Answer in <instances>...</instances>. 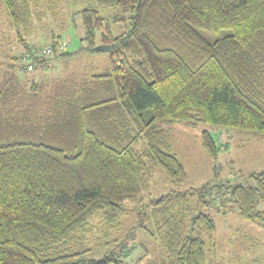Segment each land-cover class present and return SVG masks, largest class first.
Instances as JSON below:
<instances>
[{
  "label": "trees",
  "instance_id": "obj_1",
  "mask_svg": "<svg viewBox=\"0 0 264 264\" xmlns=\"http://www.w3.org/2000/svg\"><path fill=\"white\" fill-rule=\"evenodd\" d=\"M79 1L58 4L66 21L50 20L61 32L49 54L25 44L28 58L0 72V264H131L135 244L96 259L85 234L96 219L118 229L127 207L143 206L138 228L163 247L162 264H216L208 210L232 206L264 230V171L238 173L242 181L218 185L212 200L210 183L146 203L143 195L156 168L172 185L188 179L164 125L264 134V0ZM31 2L0 0L19 39L35 29ZM78 15L88 49L96 38L111 47L107 66L28 80L35 68L47 73L51 57L75 54L59 40ZM222 30L213 41L202 34ZM201 146L216 162L207 131Z\"/></svg>",
  "mask_w": 264,
  "mask_h": 264
},
{
  "label": "rangeland",
  "instance_id": "obj_2",
  "mask_svg": "<svg viewBox=\"0 0 264 264\" xmlns=\"http://www.w3.org/2000/svg\"><path fill=\"white\" fill-rule=\"evenodd\" d=\"M71 2L73 0H34L31 2L30 12L35 29L29 34L24 33L21 39L7 22L6 13L0 9V72L7 70L16 56L19 60L22 56L27 55L25 44L31 46L36 53L37 50L40 51L53 44L49 37H55L56 33H60L61 30L49 31L51 28L48 24L53 15L59 12L58 4L69 5ZM78 5L79 8L90 7L93 3L90 0H80ZM54 18L57 22L66 21V16L60 13L56 14ZM51 27L54 26L51 25ZM228 33L227 30H222L217 34L202 32L211 41L224 37ZM85 36V30L78 15L75 18L74 26L65 31L59 40L67 43V50L75 52V54L71 53L74 54L71 57L55 55L49 60L47 73L46 71L41 72L38 67L33 72H26L27 75L23 74V78L25 75L28 80H31L42 76L51 78L66 76L74 72L102 71L107 66L108 52L97 51V47L101 45L97 38L94 44L97 46L91 50L88 49L90 44L87 40H83ZM82 47L86 49H82ZM55 58H59V60ZM60 58L63 59L60 60ZM164 128L170 137L171 153L184 167L188 179L182 186L172 185L168 182L163 171L156 168L154 179L150 183L148 191L143 195L145 203L171 192L198 189L207 183L214 184L212 192L206 195L212 200V198L219 197V191L216 189L218 185L222 184L220 190H223L227 182L238 184L242 181L237 175L238 173L246 177L251 173L264 171V134L252 135L235 129L202 123L192 126L187 122L166 124ZM202 131L209 132L220 148L216 162L206 154L201 146ZM142 209L146 211V207L143 206ZM142 209L133 210L132 207H127L126 214L121 220L122 225L115 230L108 229L99 219L94 220L85 234V244L91 250L90 256L100 259L110 252L119 253L121 247L125 251L126 247L135 244V250L128 258L131 264H162L165 256L163 247L159 242L148 238L138 228L137 221ZM208 211L214 219L216 229L211 239L212 244L208 242L207 249L210 248V252L213 250V260L216 264H264L263 229L242 219L232 206H228L223 214L216 212L214 207ZM128 234L132 235L130 237L135 240L133 238L128 241L124 240ZM113 242L118 245L114 246Z\"/></svg>",
  "mask_w": 264,
  "mask_h": 264
},
{
  "label": "water",
  "instance_id": "obj_3",
  "mask_svg": "<svg viewBox=\"0 0 264 264\" xmlns=\"http://www.w3.org/2000/svg\"><path fill=\"white\" fill-rule=\"evenodd\" d=\"M97 51L98 52H110L111 47L108 45H100L99 47H97Z\"/></svg>",
  "mask_w": 264,
  "mask_h": 264
},
{
  "label": "built area",
  "instance_id": "obj_4",
  "mask_svg": "<svg viewBox=\"0 0 264 264\" xmlns=\"http://www.w3.org/2000/svg\"><path fill=\"white\" fill-rule=\"evenodd\" d=\"M63 46H68V44L67 43H65ZM51 51H50V49L47 47V48H45L43 51H42V53L43 54H49ZM26 58H28V56L26 55V56H23V59H26ZM29 70H30V67L28 68Z\"/></svg>",
  "mask_w": 264,
  "mask_h": 264
}]
</instances>
